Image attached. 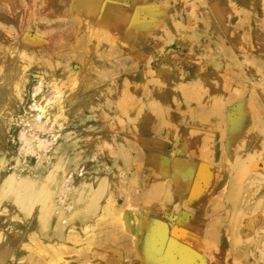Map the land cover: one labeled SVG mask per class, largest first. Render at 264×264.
I'll return each instance as SVG.
<instances>
[{
	"label": "rangeland",
	"instance_id": "374dc122",
	"mask_svg": "<svg viewBox=\"0 0 264 264\" xmlns=\"http://www.w3.org/2000/svg\"><path fill=\"white\" fill-rule=\"evenodd\" d=\"M0 264H264V0H0Z\"/></svg>",
	"mask_w": 264,
	"mask_h": 264
},
{
	"label": "bare ground",
	"instance_id": "6f19581e",
	"mask_svg": "<svg viewBox=\"0 0 264 264\" xmlns=\"http://www.w3.org/2000/svg\"><path fill=\"white\" fill-rule=\"evenodd\" d=\"M73 53V52H72ZM67 56L71 57L70 51L56 52V56ZM69 81H72V77H69ZM51 87H46L42 79H38L35 83H32L26 88H15L12 90L13 103L15 109V116L10 119L13 125H17L18 129L17 136L19 140H22L23 147H27V151L30 148V153L38 158L42 157L43 149H48L51 142L57 141V135L55 131L49 128V124L53 126V120L55 113L57 112V105L55 100L48 98V93ZM53 94V92H52ZM60 94V92L58 93ZM50 122V123H49ZM86 123L83 121L81 127L78 129V133L87 130ZM74 130V127H67L60 133V137H64L66 140L69 139L70 132ZM26 131V134L23 133ZM29 132V134H27ZM20 133V134H19ZM11 140L15 142V132L11 135ZM65 145V144H64ZM60 145V147L66 148V145ZM63 149V150H64ZM91 167V166H89ZM4 170V167H2ZM85 168L77 167L75 172H70L66 177L64 183H69L71 179L75 181L74 187H80V177L83 174ZM67 185V184H66ZM50 216L55 218L58 213H51ZM59 228V225H57Z\"/></svg>",
	"mask_w": 264,
	"mask_h": 264
}]
</instances>
